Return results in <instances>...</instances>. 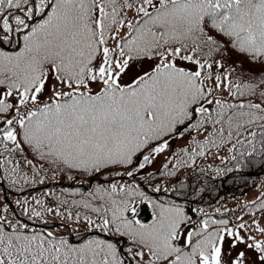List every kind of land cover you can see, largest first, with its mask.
I'll use <instances>...</instances> for the list:
<instances>
[{
  "label": "snow or ice",
  "instance_id": "obj_1",
  "mask_svg": "<svg viewBox=\"0 0 264 264\" xmlns=\"http://www.w3.org/2000/svg\"><path fill=\"white\" fill-rule=\"evenodd\" d=\"M181 139L264 154V0H0V182H73L0 208V264H264L255 218L154 197Z\"/></svg>",
  "mask_w": 264,
  "mask_h": 264
},
{
  "label": "trees",
  "instance_id": "obj_2",
  "mask_svg": "<svg viewBox=\"0 0 264 264\" xmlns=\"http://www.w3.org/2000/svg\"><path fill=\"white\" fill-rule=\"evenodd\" d=\"M234 60L241 59L233 54ZM181 147L191 145L185 142L175 146L166 159L156 168H149L155 177V182L160 184L162 189H176L175 192L168 191L166 194H153L161 199L172 200L185 208L189 214L192 209L203 210V214L212 219H227L229 225L233 224L237 217L249 213L257 212L255 204L259 203L257 197L246 202L239 209H221V203L225 200L237 199L241 197L248 189L258 185L264 181V154H256L248 158L241 166L237 167V161L232 159V153L227 151V146L220 149H211L210 152H223V156L219 158L209 157L210 152L205 156H197L190 158L180 152ZM175 153V155H173ZM186 160V164H182L175 169L172 168L176 164L177 159ZM167 164V168L164 165ZM157 168L160 172H157ZM172 170L175 176L163 177L162 172ZM73 182L60 180L57 184L51 178L45 184L24 185L18 184L10 186L8 182H0V208L4 204H8L17 213L20 212V207L15 201H24L27 199L30 203L33 197H42L45 191L59 192L62 187H68ZM264 193V191L262 192ZM260 196V195H259ZM51 221V217H46ZM58 222V221H57ZM37 226L43 228V225L36 222ZM54 227V224H50Z\"/></svg>",
  "mask_w": 264,
  "mask_h": 264
},
{
  "label": "rangeland",
  "instance_id": "obj_3",
  "mask_svg": "<svg viewBox=\"0 0 264 264\" xmlns=\"http://www.w3.org/2000/svg\"><path fill=\"white\" fill-rule=\"evenodd\" d=\"M147 67H148V65L146 64V65H145V68H147ZM125 79L127 80L128 78H125ZM183 141H185V140H184V139H181V140L174 141V142L172 143L171 148L168 149V150H166L165 153L159 155V156L155 159L153 165H151V166L154 167V166H158L159 164H161V162L165 159V157L167 156V154L170 153V152L172 151V149L175 147V145H177V144H179V143H181V142H183ZM263 189H264V181H263L260 185H258V186H256V187L250 189L249 191H247V192H246L241 198L236 199V200L229 201V202L226 203V205H231V206H233V207H239V206H241L245 201H248V200L253 199V198H254L255 196H257V195L259 194V192H261V190H263ZM253 218H255L256 220H258L259 223L261 224V226H264V216H261L259 213H256V214H255V217H254V214L247 215V216L243 217V221L246 222L247 224H249V225L251 226V225H252V220H253ZM240 222H241V221L239 220L237 223H240ZM242 247H243V246H241V248H242Z\"/></svg>",
  "mask_w": 264,
  "mask_h": 264
}]
</instances>
